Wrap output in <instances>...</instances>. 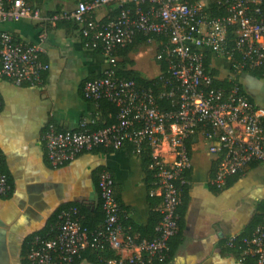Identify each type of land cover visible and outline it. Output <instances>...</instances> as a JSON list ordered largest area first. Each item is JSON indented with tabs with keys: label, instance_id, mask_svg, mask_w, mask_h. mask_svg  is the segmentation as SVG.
<instances>
[{
	"label": "built area",
	"instance_id": "1",
	"mask_svg": "<svg viewBox=\"0 0 264 264\" xmlns=\"http://www.w3.org/2000/svg\"><path fill=\"white\" fill-rule=\"evenodd\" d=\"M113 1L78 0L69 17L81 25L85 46L100 49L108 64L101 76L84 83L83 96L97 107L102 100L115 103L117 120L93 129L100 121L95 111L83 116L75 129L58 131L51 124L43 137L46 154L51 165L64 166L99 146L121 149L129 143L136 154L150 149L159 167L150 194L160 193V219L151 239L124 234L114 178L103 168L98 184L103 226L90 229L78 205L62 209L51 231L31 240V264H72L85 249L104 246L115 252L114 257H101L104 264H165L169 241L179 229L183 187L190 184L185 176L193 166L188 138L202 134L209 141L218 163L212 179L218 189L250 163L264 162V110L238 79L241 72L252 70L264 76V0H116L119 13L107 20L95 17ZM129 3L134 6H124ZM215 6L224 12L214 15ZM27 18L39 19V9L27 0H0V21ZM139 34L148 42L153 35L165 37L156 55L166 62L165 88L157 94L117 74L116 51ZM42 51L39 44L15 42L8 31L0 30V76L16 85H40L49 69ZM207 53L229 61L227 87L214 85L221 79L206 71ZM164 100L167 106L161 105ZM10 191L7 175L0 172V195L7 197ZM226 246L236 249L240 258L250 255L264 264V217L252 234L232 235Z\"/></svg>",
	"mask_w": 264,
	"mask_h": 264
},
{
	"label": "crops",
	"instance_id": "2",
	"mask_svg": "<svg viewBox=\"0 0 264 264\" xmlns=\"http://www.w3.org/2000/svg\"><path fill=\"white\" fill-rule=\"evenodd\" d=\"M27 1L39 9L40 18L0 21V30L8 31L15 42L39 44L41 59L49 69L43 72L42 83L34 86L16 85L0 76V166L11 185L8 197L0 195V264H24L28 260L24 251L33 237L52 228L57 212L72 203L95 209L101 202L98 184L103 168L112 173L122 210L133 223L146 226L151 212L159 211L162 204L160 193L149 200L142 160L130 144L121 149L99 146L64 166L48 161L43 137L49 125L58 131L75 129L83 116L95 111L100 113L98 125L103 122V113L114 123L117 114L112 117V107L103 106L105 100L97 107L83 96L84 83L101 76L108 64L101 51L85 46L79 29L68 22L78 0ZM116 6L115 0L96 11L95 17L116 15L112 13ZM163 40L165 37L138 43L127 55L134 63L127 64L126 69L138 70L147 79L159 76L156 55ZM153 60L158 72L148 76L145 72L151 69ZM211 65L218 70L220 81L228 82L232 75L229 61L211 55ZM238 79L249 98L264 110L262 73L245 71L238 74ZM192 136L196 140L190 151L193 166L184 225L175 252L165 264H257L253 256L240 258L228 250L225 240L232 235L248 236L260 223L264 162L250 163L243 173L230 175L228 185L218 189L212 183L217 161L209 152V141L202 134ZM79 264L92 263L84 259Z\"/></svg>",
	"mask_w": 264,
	"mask_h": 264
},
{
	"label": "trees",
	"instance_id": "3",
	"mask_svg": "<svg viewBox=\"0 0 264 264\" xmlns=\"http://www.w3.org/2000/svg\"><path fill=\"white\" fill-rule=\"evenodd\" d=\"M124 6L125 7H132L134 5L132 3H129V4H126ZM120 10H121V7L116 6V8H114L112 10V13L113 14H115V13L117 14V13H119ZM223 12H224V10L222 8H218L217 6H215L213 8L214 15H219V14H221ZM107 19L108 18L106 17L104 20H107ZM68 22H69L70 25L73 26L74 29H79V31L81 32V25L78 22L74 21L73 19L68 21ZM152 37L154 39L161 40L163 36L153 35ZM147 40H148L147 36L139 34L133 39V41L129 45H127L126 47H124L122 49H118L116 51V55L121 58V61L118 62L117 74L119 76L126 77L128 79L134 80L138 85L145 86V87H152L154 89L155 93L157 94L159 91H162L165 88L164 84H163V81H164V79L166 77V73H165V71H166V62L164 60L158 61L159 64H160V68H161V74L159 76L153 78V79H147L138 70L128 69V68L126 69L127 64H133L134 63V61L132 59H130L127 55L131 51H133V49H135L136 46H138V43L142 44L143 42H146ZM98 50L101 51L100 49H98ZM211 55H212V53H207V55H206L205 68H206V71L209 74H211L212 76H218V74H219L218 70H216L211 65ZM250 72L259 73L261 71L252 70ZM214 85L215 86L225 85L227 87L228 86V82L220 81V80H216L215 79ZM102 103H103V106L106 104V105H109V106L112 107V117H114L117 114V108H116L114 103H112L110 101H107V100L103 101ZM168 104H169V102H167L165 100L161 102L162 106H167ZM102 120H103V122H102ZM102 120H101L102 123L100 125H98V127H102V126L109 125V124L113 123V121L109 122L104 117V113H103ZM195 140L196 139L194 138V136H191L190 138H188V140L186 142L190 151L192 149V144L195 142ZM127 144H129V143H127ZM131 147L133 149L132 145H131ZM108 148H112V147H108ZM139 156H140V158L142 160V166H143V169L145 171V181H146V185H147V190L150 191L151 188H153V182L156 179V174L159 171V167L155 164V162H154V160L152 158L150 149H143L142 152L139 154ZM217 164H215V166H213L212 173H211L212 179L214 178V176L216 174L215 172H216V165ZM0 172H3V168L1 166H0ZM191 173H192L191 170H188L185 173L186 178H188L189 180H191ZM233 178H234V176H233ZM229 180H227V184L226 185H228ZM189 187H190L189 184H187L185 187H183L181 203H180V205L178 206V209H177V212L179 214V221H178L179 229H178V232L173 237H171V239L169 241V249H168V253H167L166 262L174 254L175 248H176V246H177V244L179 243V240H180L179 237L181 235L182 227L184 225V214H185V211H186V208H187L188 199H189ZM152 197L153 196H151L149 194V196H148L149 200H152ZM72 205H78V206H80L82 208V211H83V213L85 215V219H84L83 223H85L87 226H89L90 229H96V228H100V227L103 226L102 223L104 222V219H105V213H104V211L102 209V200H101V202L99 203V205L95 209L87 208V206H85V205H83L81 203H72ZM262 209H263L262 213L258 216L257 223L261 222L263 217H264V204L262 206ZM57 215H58V212L55 215L54 221H56ZM159 219H160L159 211L151 212V216H150V220H149L148 224L143 227V226H140V225H137V224L133 223L128 217H126L125 211L121 214V221H122V224H123V226L125 228L124 229V234H128L129 233V234L134 235V231H135V232H139V234H140L139 236L141 238L145 237L147 239L153 238L154 233H155V226H156L157 222L159 221ZM50 228L51 227H49L47 229V231H50L49 230ZM47 231H44L41 234H45ZM245 235L243 234L241 236H245ZM227 239L225 240V244H226ZM27 250L28 251L30 250V245H29V248L24 251L25 255L28 252ZM228 250L232 251L236 255H239L238 251H236V249H231V248L229 249L228 248ZM114 256H115V252L110 250L107 246H104L101 249L89 247V248L85 249L84 251H82L80 253V256H77L75 258V261L72 264H79L80 261L84 260V259L89 261V262H91L92 264H104V262L102 260H100L101 257L111 258V257H114ZM28 260L25 259L24 260V264H31L30 260L29 261Z\"/></svg>",
	"mask_w": 264,
	"mask_h": 264
},
{
	"label": "rangeland",
	"instance_id": "4",
	"mask_svg": "<svg viewBox=\"0 0 264 264\" xmlns=\"http://www.w3.org/2000/svg\"><path fill=\"white\" fill-rule=\"evenodd\" d=\"M158 72V67L156 65V62L153 60V64L151 66V69L149 71H146V75H155Z\"/></svg>",
	"mask_w": 264,
	"mask_h": 264
}]
</instances>
